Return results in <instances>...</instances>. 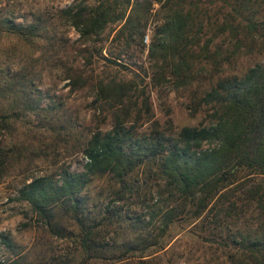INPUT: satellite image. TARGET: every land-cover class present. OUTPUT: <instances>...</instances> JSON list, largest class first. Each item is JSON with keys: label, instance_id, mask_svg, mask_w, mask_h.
I'll return each instance as SVG.
<instances>
[{"label": "rangeland", "instance_id": "obj_1", "mask_svg": "<svg viewBox=\"0 0 264 264\" xmlns=\"http://www.w3.org/2000/svg\"><path fill=\"white\" fill-rule=\"evenodd\" d=\"M96 1L0 0V114L6 113L5 123L1 124L0 118V149L4 154V164H0V233L13 242L6 246L0 240V264H79L82 254L77 217L93 226L94 242L99 246L109 237L129 234L125 226L146 211V204L141 207L136 196L123 192L118 197L114 193L122 182L109 172L89 180L76 214L67 200L54 203L48 216L51 226L46 217L16 197L17 189L37 174L56 175L64 166L81 169L85 159L81 147L90 131L111 125L112 108L103 99L92 101L99 80L118 81L122 90L118 93V113L126 125L139 131L177 130L184 124L206 121L210 109L197 101L209 85L210 74L212 78L218 73L241 75L248 66L264 60V0H244L248 10L242 14H251V28L245 21L230 18V13L226 21L234 25L232 34L223 25L229 3L204 0L198 11L192 10L194 20L201 18L202 24L198 32L197 22L187 32L188 39L196 33L191 41L196 55L195 72L184 83H177L170 74L171 63L147 54L152 25L164 16L161 11L150 10L146 39L129 44L115 35V21L107 23L99 34L80 36L59 12L70 3L92 6ZM8 20L39 26L36 32L40 36L21 38L6 27ZM216 51L220 57H228L219 59L221 63L214 67L210 58ZM149 168L139 163L125 175V181L134 182L138 186L134 194L141 198L144 193L151 203L164 194L159 192L154 168ZM244 174L246 171L236 172L242 176L234 189L237 205L246 200V191L260 178L257 173ZM255 206L252 202L245 205V219L231 221V230L258 226L264 215L261 212L262 217L255 218ZM114 211L118 212L111 217ZM198 230L181 217L175 219L167 232L170 237L163 238L168 241L165 250L141 263L124 257L118 264H260L238 244H225L223 237ZM94 248L92 253L96 254L99 247ZM107 254L100 251L87 264H106Z\"/></svg>", "mask_w": 264, "mask_h": 264}, {"label": "trees", "instance_id": "obj_2", "mask_svg": "<svg viewBox=\"0 0 264 264\" xmlns=\"http://www.w3.org/2000/svg\"><path fill=\"white\" fill-rule=\"evenodd\" d=\"M202 1L97 0L92 6L82 4L75 7L70 3L59 12L69 19L80 36L99 34L107 23L115 21V35L129 44L144 38L150 10L161 11L164 16L152 25L147 54L160 58L164 64L171 63L170 74L177 83H184L195 72L192 65L196 54L191 41L196 33L188 39L187 32L196 22V32L201 27V18L194 20L192 10L198 11ZM223 2L230 4V12L225 14L223 25L231 34L234 25L226 21L230 13V18L245 21L247 27H252L251 14H242L248 10L244 0ZM240 25L246 27L242 23ZM6 27L21 38L40 36L36 30L41 28L31 23L8 20ZM200 53L199 48V57ZM220 55L216 51L210 58L214 67L221 63L219 59L227 60L228 54ZM212 75H209V85L197 101L210 109L206 112V121L199 120L168 131L157 128L139 131L126 125L118 113L121 101L118 81L99 80L92 101L103 99L112 108L111 125L105 130L96 128L90 131L81 147L85 158L81 169L64 166L56 175L37 174L17 189L16 197L46 217L45 221L50 226L48 216L52 215L50 210L54 203L67 200L76 214L83 201L82 191L95 174L112 173L117 182H122L121 188L114 190L118 197L127 192L137 197L135 201L142 204L141 207L146 204L142 217L138 216L125 226L130 229L129 234L121 238L109 237L99 246L94 242L93 226L77 217L78 246L82 254L79 264H87L100 251L109 253L105 256L108 264H118L124 257L144 262L149 256L166 249L168 241L163 238L170 237L169 228L180 217L196 226L198 231L205 230L210 235L223 237L225 244H238L239 248L247 249L260 264H264V216L261 215V212L264 215V60L248 66L241 75L218 73L215 78ZM143 103H146L145 97ZM0 115L3 124L6 113ZM0 156V164H4L1 149ZM139 163H144L148 169L154 168L157 185L161 187L159 192L164 194L160 200L148 203L144 193L138 198L139 194H134L138 186L125 181V175ZM238 170L246 171L244 177L257 173L260 178L255 187L246 191V200L237 205L234 203V189L242 181L238 179L242 176L236 175ZM250 202L256 205L255 218L262 217L259 225L252 229L237 227L231 230V221L243 219L244 207ZM117 212H110V216ZM0 240L6 246L13 244L2 232ZM94 247H99L96 254L92 253L96 249Z\"/></svg>", "mask_w": 264, "mask_h": 264}, {"label": "built area", "instance_id": "obj_3", "mask_svg": "<svg viewBox=\"0 0 264 264\" xmlns=\"http://www.w3.org/2000/svg\"><path fill=\"white\" fill-rule=\"evenodd\" d=\"M144 39H146V36H144Z\"/></svg>", "mask_w": 264, "mask_h": 264}]
</instances>
